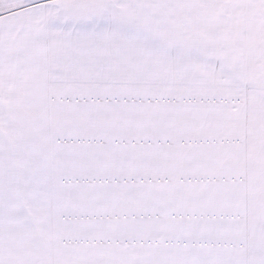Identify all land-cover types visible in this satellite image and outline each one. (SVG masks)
<instances>
[{
  "label": "snow or ice",
  "instance_id": "obj_1",
  "mask_svg": "<svg viewBox=\"0 0 264 264\" xmlns=\"http://www.w3.org/2000/svg\"><path fill=\"white\" fill-rule=\"evenodd\" d=\"M0 264H264V0H0Z\"/></svg>",
  "mask_w": 264,
  "mask_h": 264
}]
</instances>
